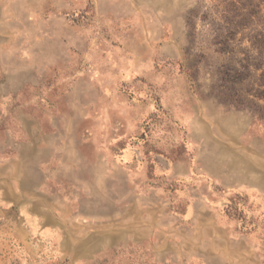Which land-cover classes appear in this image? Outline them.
Segmentation results:
<instances>
[{"label":"rangeland","instance_id":"1","mask_svg":"<svg viewBox=\"0 0 264 264\" xmlns=\"http://www.w3.org/2000/svg\"><path fill=\"white\" fill-rule=\"evenodd\" d=\"M264 0H0V264H264Z\"/></svg>","mask_w":264,"mask_h":264},{"label":"trees","instance_id":"2","mask_svg":"<svg viewBox=\"0 0 264 264\" xmlns=\"http://www.w3.org/2000/svg\"><path fill=\"white\" fill-rule=\"evenodd\" d=\"M263 34V33H262ZM257 42H259V53L262 54L264 52V34H263V39H259Z\"/></svg>","mask_w":264,"mask_h":264}]
</instances>
